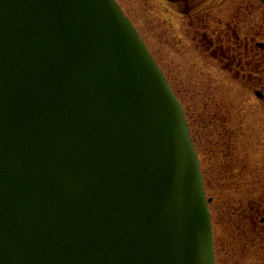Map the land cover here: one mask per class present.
<instances>
[{
    "label": "water",
    "instance_id": "95a60500",
    "mask_svg": "<svg viewBox=\"0 0 264 264\" xmlns=\"http://www.w3.org/2000/svg\"><path fill=\"white\" fill-rule=\"evenodd\" d=\"M0 264H214L182 108L114 0H0Z\"/></svg>",
    "mask_w": 264,
    "mask_h": 264
},
{
    "label": "rangeland",
    "instance_id": "374dc122",
    "mask_svg": "<svg viewBox=\"0 0 264 264\" xmlns=\"http://www.w3.org/2000/svg\"><path fill=\"white\" fill-rule=\"evenodd\" d=\"M119 2L183 108L210 212L214 264H264V249L252 254L245 248L247 230L264 229V72L254 71L253 63L249 68L218 59L210 53L219 43L215 35L211 46L192 39L187 19L170 18L164 8L150 10L148 0ZM215 3L218 22L209 27L225 43L227 22L240 37L264 42L261 0ZM231 43L235 56L237 44ZM250 49L248 60L264 66V46ZM254 212L251 225L248 215Z\"/></svg>",
    "mask_w": 264,
    "mask_h": 264
},
{
    "label": "flooded vegetation",
    "instance_id": "af4514ba",
    "mask_svg": "<svg viewBox=\"0 0 264 264\" xmlns=\"http://www.w3.org/2000/svg\"><path fill=\"white\" fill-rule=\"evenodd\" d=\"M119 4V0H116ZM147 6L150 10L151 8H164L165 13L171 17H176L178 19L185 18L188 22V27H192L193 31L192 39H197V41L201 42L202 44H206L207 46H211L213 44L211 40L210 35H215L217 37V42L214 47H212V53L217 57L218 59H228V63L238 61V65L245 67L248 66L251 68L254 67V71L264 72V66L260 67L261 63L260 60H258L259 63L254 62L253 60H248L249 56V46L251 45V51H253V48H257L258 50L260 48H263L264 42L257 41L255 37H252L251 39L249 37H240L238 33H236V29L233 23L227 22L225 23V34H226V40L228 43H225L223 38L218 34V30L211 29L209 27V24L217 23V15H214V9L216 8L215 0H148ZM206 4V5H205ZM205 5V6H204ZM121 6V4H120ZM218 6V5H217ZM122 7V6H121ZM159 11V10H158ZM234 38L236 41H234ZM233 40V43L235 42L237 44V51L238 53L233 55V48L232 43L229 44ZM250 40L252 43L250 44ZM257 50V51H258ZM236 51V50H235ZM245 53L246 59H244V55L239 52ZM254 54L253 59L256 60V56L259 55V51ZM251 71V69H248ZM252 208V206H249V210ZM256 212L250 213L248 215V218L251 222V225H253L256 216ZM261 223L264 224V217L260 220ZM245 234V233H244ZM263 234V235H262ZM248 235V243L245 244V248L248 249L249 253H255L257 251L256 247L260 248L258 251H263L264 249V229L261 228L260 230L257 228H251L250 230H247ZM247 242V241H246ZM259 243V245H257Z\"/></svg>",
    "mask_w": 264,
    "mask_h": 264
}]
</instances>
